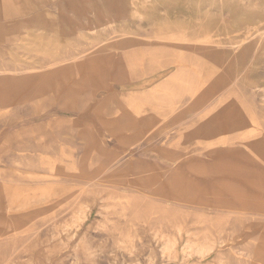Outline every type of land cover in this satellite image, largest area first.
Here are the masks:
<instances>
[{
    "label": "rangeland",
    "instance_id": "obj_1",
    "mask_svg": "<svg viewBox=\"0 0 264 264\" xmlns=\"http://www.w3.org/2000/svg\"><path fill=\"white\" fill-rule=\"evenodd\" d=\"M199 263L264 264V0H0V264Z\"/></svg>",
    "mask_w": 264,
    "mask_h": 264
},
{
    "label": "bare ground",
    "instance_id": "obj_2",
    "mask_svg": "<svg viewBox=\"0 0 264 264\" xmlns=\"http://www.w3.org/2000/svg\"><path fill=\"white\" fill-rule=\"evenodd\" d=\"M201 40H203V39H201ZM200 40V41H201ZM244 40V39H243ZM203 42V41H202ZM201 42V43H202ZM243 42V41H242ZM245 42V41H244ZM205 43V42H204ZM248 44V43H247ZM249 44H252V42L251 43H249ZM249 44H248V46H249ZM206 46H208V45H206ZM252 46V45H251ZM161 47V46H160ZM159 47V48H160ZM164 47H166L165 45H164ZM169 48H172L173 46H168ZM245 47V46H244ZM139 48V47H138ZM144 48H146V47H144ZM159 48L157 47H153V48H151V49H149L148 50V52H147V55H146V57H147V60L149 61V63H150V65H148V66H150V68L148 67V70H153L154 69V67L155 66H158L159 65ZM256 48H257V46H256ZM141 49V48H140ZM172 49H174V48H172ZM176 50V49H175ZM254 51H256V49H254ZM134 52V51H133ZM132 53V52H131ZM173 53H174V51H173ZM180 53V52H179ZM139 55V54H138ZM141 55V54H140ZM173 55V54H172ZM179 55V54H178ZM181 55V54H180ZM179 55V56H180ZM133 57H135V56H133ZM139 57V56H138ZM141 57H142V55H141ZM183 57V56H182ZM194 58H195V55H194ZM134 59V58H133ZM150 59V60H149ZM177 59V58H176ZM196 59V58H195ZM194 59V60H195ZM181 60V59H180ZM192 60H193V57H192ZM132 61V57H131V55H126V54H124V55H122V57H120V58H116L115 59V62H114V65L112 66V69H111V81H113L112 80V78H118L119 79V77H126L127 75L128 76H130L131 75V77L129 78V81H131L130 79L132 78V76L135 74L134 72L135 71H133V69H135V64L136 63H134V62H131ZM170 61V60H169ZM191 61V60H190ZM143 62V61H142ZM194 62H197V61H194ZM129 64H133L134 65V67H133V69L130 71V72H127V73H124L123 75H119L116 71L118 70V68H119V65H125V66H127V65H129ZM147 64V63H146ZM166 64V63H165ZM175 64V63H174ZM197 64V63H196ZM179 65V64H178ZM171 66H173V65H171ZM191 67V66H190ZM145 68H146V65H145ZM144 68V69H145ZM157 69V68H156ZM155 70V69H154ZM154 70L152 71V72H154ZM158 70H160L159 68H158ZM148 72V71H147ZM187 73V72H186ZM182 74H184V76H185V72H184V70H183V68H178L176 71H175V74H173L172 75V77H171V79H179V78H177L178 76H180V75H182ZM193 76V75H192ZM136 77V76H135ZM137 78V77H136ZM139 78V77H138ZM199 78V77H198ZM124 79V78H123ZM122 79V80H123ZM189 79V78H188ZM121 80V79H120ZM120 80H117V81H120ZM121 80V81H122ZM125 80H126V78H125ZM124 80V81H125ZM128 80V79H127ZM181 80V79H180ZM116 81V82H117ZM128 82V81H127ZM188 82V81H187ZM130 83V82H129ZM179 83H180V81H179ZM183 83V82H182ZM120 84V83H119ZM184 84V83H183ZM182 84V85H183ZM134 85V84H133ZM187 85V84H186ZM152 90V89H151ZM198 90V89H197ZM165 91H166V89H165ZM175 92H176V90H174ZM174 91H172V89H171V95H172V92H174ZM187 91V90H186ZM134 92V94H136L138 91H133ZM147 93H149V91L147 92ZM153 95V94H152ZM162 96H163V94H161ZM165 98V97H164ZM163 99V98H162ZM170 99V98H169ZM155 100V99H154ZM164 100V99H163ZM159 102H160V100H159ZM162 105H163V103H162ZM167 107H173V105H168ZM174 108V107H173ZM226 126H227V124H226ZM224 129H226L225 127H224ZM87 184V183H86ZM87 186H89V185H87ZM155 236H157V237H159V238H163V237H165L164 235H163V232H157V233H155L154 234ZM239 238V237H238ZM240 239H242V238H240ZM171 241V243L170 244H168L167 246H165L164 247V249L166 248V249H168V250H172V252L173 253H175L174 252V249H175V246H176V240H173V239H170ZM224 239H223V237H219L216 241H218V242H216L215 241V239H213L212 240V242H216L215 244H217V246L219 247V245H222L221 244V242H224L223 241ZM227 242V241H226ZM178 244V243H177ZM224 244V243H223ZM187 248H188V246L185 244V245H183V247H182V249H181V253H182V258L183 259H187L188 260V258L189 257H193V254H191V252H190V250H187ZM215 246L212 244V245H208L207 247H205L204 249H203V251H201V252H198L199 253V257L200 258H203V257H210L212 254H213V252H214V250H215ZM176 251V250H175ZM87 254V256L85 255V257H87V259L88 260H86L88 263H89V257H88V253H86ZM175 255H176V253H175ZM248 255V254H247ZM8 257H10V256H8ZM196 258H198V257H196ZM82 259V258H81ZM7 260H8V258H7ZM7 260H4L5 261V263H7ZM3 261V262H4ZM241 261V260H240ZM238 262V261H237ZM82 263V262H81ZM193 263V262H192ZM239 263V262H238ZM200 264V263H199ZM219 264V263H218Z\"/></svg>",
    "mask_w": 264,
    "mask_h": 264
}]
</instances>
